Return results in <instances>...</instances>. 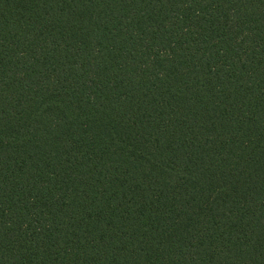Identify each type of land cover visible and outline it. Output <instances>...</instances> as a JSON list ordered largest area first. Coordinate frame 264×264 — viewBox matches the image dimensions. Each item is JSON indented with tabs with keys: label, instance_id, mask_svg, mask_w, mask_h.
<instances>
[{
	"label": "trees",
	"instance_id": "trees-1",
	"mask_svg": "<svg viewBox=\"0 0 264 264\" xmlns=\"http://www.w3.org/2000/svg\"><path fill=\"white\" fill-rule=\"evenodd\" d=\"M0 264H264V0H0Z\"/></svg>",
	"mask_w": 264,
	"mask_h": 264
}]
</instances>
